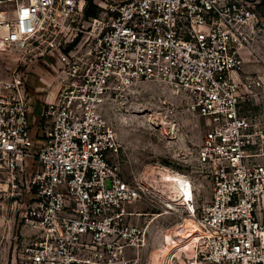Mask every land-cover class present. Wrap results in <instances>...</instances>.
Listing matches in <instances>:
<instances>
[{
	"label": "built area",
	"instance_id": "built-area-1",
	"mask_svg": "<svg viewBox=\"0 0 264 264\" xmlns=\"http://www.w3.org/2000/svg\"><path fill=\"white\" fill-rule=\"evenodd\" d=\"M98 7L94 42L81 20ZM84 25V24H83ZM0 46L56 50L61 84L43 107L35 147L26 78L0 79V181L14 182L35 159L36 196L27 220L34 237L21 264H136L145 230L127 219L144 189L126 177L122 142L103 107L142 80L170 87L206 118L196 173L184 174L197 264H264V113L245 112L264 64V12L249 0H0ZM63 47V48H62ZM27 162V161H26ZM210 198L197 199L202 181Z\"/></svg>",
	"mask_w": 264,
	"mask_h": 264
},
{
	"label": "rangeland",
	"instance_id": "rangeland-1",
	"mask_svg": "<svg viewBox=\"0 0 264 264\" xmlns=\"http://www.w3.org/2000/svg\"><path fill=\"white\" fill-rule=\"evenodd\" d=\"M89 10L90 6L78 35V40L82 35L87 39L85 46L94 42L98 32ZM61 69L56 50L35 54L18 46H0V79L22 74L30 100H54L61 85ZM188 107L186 98L170 87L144 80L119 96H111L103 107L122 142L116 158L122 173L135 177L144 188L142 197L127 207V219L139 223L146 234L140 253L129 255L136 264H197L196 236L188 229L191 227L186 229L191 216L167 177V173H196L192 170L207 123ZM34 141L38 147L40 136L35 135ZM26 161L24 172L14 182L0 181V264H21L16 255L24 242L34 237L35 227L27 215L36 196L30 177L38 163L32 158ZM201 181L198 205L204 204L212 191L210 180ZM166 236L173 240L167 242Z\"/></svg>",
	"mask_w": 264,
	"mask_h": 264
},
{
	"label": "crops",
	"instance_id": "crops-1",
	"mask_svg": "<svg viewBox=\"0 0 264 264\" xmlns=\"http://www.w3.org/2000/svg\"><path fill=\"white\" fill-rule=\"evenodd\" d=\"M249 2L254 6H258L264 12V0H249ZM241 73H260L264 80V64L247 58ZM242 100V108L245 112L249 110H258L264 113V85L263 87L257 88L255 95L245 93ZM47 101L48 100H29L32 134L34 136L38 135V130L42 127L43 120L41 115Z\"/></svg>",
	"mask_w": 264,
	"mask_h": 264
},
{
	"label": "bare ground",
	"instance_id": "bare-ground-1",
	"mask_svg": "<svg viewBox=\"0 0 264 264\" xmlns=\"http://www.w3.org/2000/svg\"><path fill=\"white\" fill-rule=\"evenodd\" d=\"M167 177L170 178V181L171 183L173 184V186L175 187V189L177 190V194H178V198L182 199V202L184 203L185 201L184 200V197H190L192 195V186H191V182L190 180L184 175V174H177V173H167ZM192 220L190 219V222ZM189 226H192L194 227L195 224L190 223V224H187V227L186 229L189 227ZM190 229V228H188ZM191 230V229H190ZM190 232H188L189 234ZM193 238V237H192ZM172 237L171 236H166V241L167 242H170L172 241ZM174 242H176L174 240Z\"/></svg>",
	"mask_w": 264,
	"mask_h": 264
},
{
	"label": "trees",
	"instance_id": "trees-1",
	"mask_svg": "<svg viewBox=\"0 0 264 264\" xmlns=\"http://www.w3.org/2000/svg\"><path fill=\"white\" fill-rule=\"evenodd\" d=\"M89 6H90V10H89L87 13H88L89 15H91V16L96 15V14H97V9H98L97 5L91 3Z\"/></svg>",
	"mask_w": 264,
	"mask_h": 264
}]
</instances>
